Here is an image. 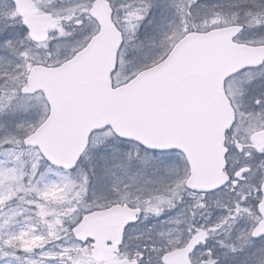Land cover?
I'll use <instances>...</instances> for the list:
<instances>
[{
	"label": "snow or ice",
	"instance_id": "obj_1",
	"mask_svg": "<svg viewBox=\"0 0 264 264\" xmlns=\"http://www.w3.org/2000/svg\"><path fill=\"white\" fill-rule=\"evenodd\" d=\"M0 264H264V0H0Z\"/></svg>",
	"mask_w": 264,
	"mask_h": 264
}]
</instances>
